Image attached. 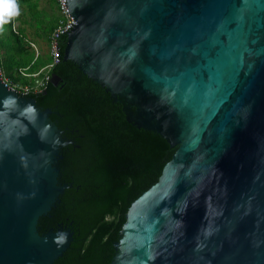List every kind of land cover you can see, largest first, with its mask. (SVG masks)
<instances>
[{
    "label": "water",
    "instance_id": "1",
    "mask_svg": "<svg viewBox=\"0 0 264 264\" xmlns=\"http://www.w3.org/2000/svg\"><path fill=\"white\" fill-rule=\"evenodd\" d=\"M70 9L64 61L177 147L130 207L110 264H264V0ZM51 114L0 72V264H55L73 242L70 228L39 230L72 187L58 163L74 142Z\"/></svg>",
    "mask_w": 264,
    "mask_h": 264
},
{
    "label": "trees",
    "instance_id": "2",
    "mask_svg": "<svg viewBox=\"0 0 264 264\" xmlns=\"http://www.w3.org/2000/svg\"><path fill=\"white\" fill-rule=\"evenodd\" d=\"M30 2L18 0L19 8ZM6 25L14 40L1 68L15 83H27L13 67L27 69L30 64L22 58L14 64L11 57L12 50L21 54L25 46L13 18ZM66 42V36L60 40L61 61L52 71L60 83L55 86L51 81L41 94L28 96L42 109H50L64 138L74 142L63 148L58 165L61 182L72 187L50 215L41 218L39 230L43 234L64 226L74 231L71 247L55 264H110L130 207L158 182L177 147L160 134L129 123L120 102L76 64L64 61Z\"/></svg>",
    "mask_w": 264,
    "mask_h": 264
},
{
    "label": "rangeland",
    "instance_id": "3",
    "mask_svg": "<svg viewBox=\"0 0 264 264\" xmlns=\"http://www.w3.org/2000/svg\"><path fill=\"white\" fill-rule=\"evenodd\" d=\"M30 1V7L28 3L20 7L21 14L18 17L16 26L14 28V30L18 32V37L20 38L22 45L26 46L27 50L25 49V51L21 54H16L12 50L13 54L11 57H13L14 64H16L22 58L24 59V62L26 64H35V69H39L44 65V63L47 62V60L48 62H52V58L50 56L44 55L42 53V49L43 43L47 42L45 40L48 35L50 26L54 25L56 23V20L58 19V12L56 10V3H54L53 0ZM39 3H42V5L40 6ZM38 6H40V8ZM32 21L34 22L32 23ZM13 40L14 39L11 33V29L5 24L3 31L0 32V47L2 50V54H0L1 59L4 56L3 52H5V50L9 48V45L13 43ZM31 43H35L37 45L39 51L38 57L37 52L33 48H31ZM13 70V72L16 74L18 69L17 67H13ZM6 78L12 81L8 76H6Z\"/></svg>",
    "mask_w": 264,
    "mask_h": 264
},
{
    "label": "built area",
    "instance_id": "4",
    "mask_svg": "<svg viewBox=\"0 0 264 264\" xmlns=\"http://www.w3.org/2000/svg\"><path fill=\"white\" fill-rule=\"evenodd\" d=\"M57 10H58V23L55 29L52 31L49 40L50 47V57L52 58V62L46 65L43 69H40L37 72L29 73V68L21 69L19 74L27 79V83H14L5 77L1 68L0 72L3 77V80L7 83L9 88L15 90L20 95L28 97L33 94H41L44 92L49 83L52 81V71L57 64L60 63V40L63 37H67V35L75 29L77 26V21L72 15L70 9V0H56ZM16 17V16H15ZM13 17V27L16 26V19ZM16 31V30H15ZM35 49L36 47L32 45ZM37 57L39 56L38 51ZM0 54H2V50L0 47Z\"/></svg>",
    "mask_w": 264,
    "mask_h": 264
},
{
    "label": "clouds",
    "instance_id": "5",
    "mask_svg": "<svg viewBox=\"0 0 264 264\" xmlns=\"http://www.w3.org/2000/svg\"><path fill=\"white\" fill-rule=\"evenodd\" d=\"M19 14L18 0H0V32L3 31L5 24Z\"/></svg>",
    "mask_w": 264,
    "mask_h": 264
},
{
    "label": "crops",
    "instance_id": "6",
    "mask_svg": "<svg viewBox=\"0 0 264 264\" xmlns=\"http://www.w3.org/2000/svg\"><path fill=\"white\" fill-rule=\"evenodd\" d=\"M39 5L41 6L42 5V3H39ZM40 6H38L39 8H40ZM57 6V5H56ZM51 7H52V5H51ZM57 10V9H56ZM57 12H58V10H57ZM20 14H21V12H20ZM18 17H19V15H18ZM18 17H17V19H18ZM57 18H59V15H58V17ZM17 19H16V22H17ZM34 21H32V23H33ZM57 23H58V19L56 20V23L54 24V25H52V26H50V28H49V31H48V35H47V37H46V40L45 41H47V42H44L43 43V51H42V53L44 54V55H46V56H50V54H49V40H50V35H51V32L55 29L54 27H56V25H57ZM32 45H34L35 47H36V49L32 46ZM31 48H33L35 51L37 50L38 51V48H37V45L35 44V43H31ZM25 49L27 50V47L25 46ZM4 53V55H5V52H3ZM38 53H39V51H38ZM4 57V56H3ZM41 57V56H40ZM45 58H47V57H45ZM0 60H1V58H0ZM50 62H48V60H47V62L46 63H44V65L41 67V68H36L35 69V64L34 65H32V64H30V67L28 66L27 68H29V73H31V72H37V71H39L40 69H43L46 65H48ZM21 69H25L24 67H20L18 70H17V73L19 74V71L21 70ZM35 69V70H34ZM1 70H2V68H1ZM32 70H34V71H32ZM2 72H3V74L5 75V77L7 76L6 74H5V71L4 70H2ZM26 81H27V79H25ZM18 83H21V82H18Z\"/></svg>",
    "mask_w": 264,
    "mask_h": 264
},
{
    "label": "flooded vegetation",
    "instance_id": "7",
    "mask_svg": "<svg viewBox=\"0 0 264 264\" xmlns=\"http://www.w3.org/2000/svg\"><path fill=\"white\" fill-rule=\"evenodd\" d=\"M44 94H46V92L44 93ZM64 136V135H63ZM58 165H59V163H58ZM59 168V167H58ZM60 180H61V178H60ZM50 230V229H49Z\"/></svg>",
    "mask_w": 264,
    "mask_h": 264
}]
</instances>
